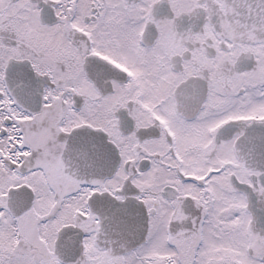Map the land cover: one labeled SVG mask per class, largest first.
Here are the masks:
<instances>
[{
  "label": "snow or ice",
  "instance_id": "obj_1",
  "mask_svg": "<svg viewBox=\"0 0 264 264\" xmlns=\"http://www.w3.org/2000/svg\"><path fill=\"white\" fill-rule=\"evenodd\" d=\"M0 264H264V0H0Z\"/></svg>",
  "mask_w": 264,
  "mask_h": 264
}]
</instances>
